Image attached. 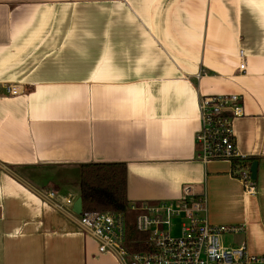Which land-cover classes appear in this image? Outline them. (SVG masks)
<instances>
[{
	"label": "crops",
	"instance_id": "crops-1",
	"mask_svg": "<svg viewBox=\"0 0 264 264\" xmlns=\"http://www.w3.org/2000/svg\"><path fill=\"white\" fill-rule=\"evenodd\" d=\"M220 95L242 98L255 194L232 161L197 159L199 99ZM103 163L127 165L132 204L205 196L264 256V0H0V264H119L73 212L82 166Z\"/></svg>",
	"mask_w": 264,
	"mask_h": 264
},
{
	"label": "built area",
	"instance_id": "built-area-1",
	"mask_svg": "<svg viewBox=\"0 0 264 264\" xmlns=\"http://www.w3.org/2000/svg\"><path fill=\"white\" fill-rule=\"evenodd\" d=\"M239 66L246 71L245 54ZM3 93L17 97L24 92L21 84L3 87ZM242 98L237 95L200 97V128L195 136L197 159L232 161L245 159L237 152L232 124L241 112ZM249 194L256 193L250 168L238 177ZM178 201L131 204L129 212L84 213L78 216L81 229L98 243L100 254L115 257L119 264H264V256L249 253L246 246L228 247L225 235L244 232V226H218L206 217L205 196H194L185 187ZM54 196V194H52ZM72 204L71 199H67ZM54 206L63 211L64 207ZM176 233H173L174 229ZM145 234L134 237L132 230Z\"/></svg>",
	"mask_w": 264,
	"mask_h": 264
},
{
	"label": "trees",
	"instance_id": "trees-1",
	"mask_svg": "<svg viewBox=\"0 0 264 264\" xmlns=\"http://www.w3.org/2000/svg\"><path fill=\"white\" fill-rule=\"evenodd\" d=\"M233 160L232 175L238 179L239 174L249 169L254 161ZM249 160V159H248ZM256 183V181H255ZM80 193L83 200V212H125L131 213L127 193V165L123 163L86 164L82 166L80 176ZM134 237L145 238V234L132 230Z\"/></svg>",
	"mask_w": 264,
	"mask_h": 264
},
{
	"label": "water",
	"instance_id": "water-1",
	"mask_svg": "<svg viewBox=\"0 0 264 264\" xmlns=\"http://www.w3.org/2000/svg\"><path fill=\"white\" fill-rule=\"evenodd\" d=\"M250 171L252 173L253 179L256 180L257 175H258V163L257 162L252 163ZM73 212L78 216H81L83 214V200H82V198H79L77 200V202L74 204Z\"/></svg>",
	"mask_w": 264,
	"mask_h": 264
},
{
	"label": "rangeland",
	"instance_id": "rangeland-1",
	"mask_svg": "<svg viewBox=\"0 0 264 264\" xmlns=\"http://www.w3.org/2000/svg\"><path fill=\"white\" fill-rule=\"evenodd\" d=\"M143 204V203H142ZM150 204V203H148ZM133 214L131 213L130 217H132ZM177 232V229L175 228L173 233H176ZM241 239H242V236H237V235H225L223 237V241L225 243L226 246L228 247H237V246H241L242 244L240 243L241 242ZM240 241V242H239ZM106 255H109V254H106Z\"/></svg>",
	"mask_w": 264,
	"mask_h": 264
}]
</instances>
